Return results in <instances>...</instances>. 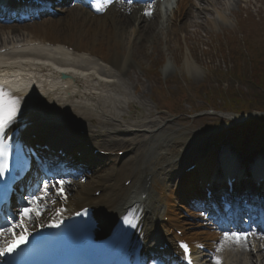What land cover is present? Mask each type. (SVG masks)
<instances>
[{"label": "bare ground", "instance_id": "obj_1", "mask_svg": "<svg viewBox=\"0 0 264 264\" xmlns=\"http://www.w3.org/2000/svg\"><path fill=\"white\" fill-rule=\"evenodd\" d=\"M69 3L70 7L62 12L63 18H47L41 23H34L47 30V38L34 35L31 24H10L0 18V50L23 45L22 50L2 56L7 62L0 63V85L6 89L13 86L22 92L15 96L28 100V104L22 106L23 122H38L39 126L35 129L47 131L48 128L71 124L74 130L88 129L85 142L96 141L104 147L123 151L134 146L136 150L125 162H121L117 173V168L111 166L100 174L88 171L75 181L73 178L65 181L61 177L65 181L63 197L51 192L50 187L42 215L36 223L49 228L64 212L98 206L101 211H110L107 217H101L102 226L109 236L111 227L118 223L128 208L139 207L142 210L141 233L144 236L151 235L155 225L159 224L161 231L172 239H175L173 231L176 228L186 229L189 239L218 238V235L206 230L189 231L191 223L187 215L179 212L180 209L191 211L188 206L181 205L186 202V196L174 194L167 184L170 181V185L178 176L175 161L183 153L176 150L172 126H162V122L156 120L157 116L151 112L146 119L145 115L133 114L145 93L136 79L138 76L132 63L142 67L139 58L146 56V40L153 44L164 41L166 47L170 48L178 34L191 27L193 20L207 18L211 23L212 16H208L215 14L223 5L222 0H178L175 5L169 0H158L151 5L148 16H144L147 12L145 8L119 0L104 2V13L100 16L93 14L89 6L81 8L72 1ZM209 6L217 9L209 10ZM216 15L214 18L222 26L226 19L219 11H216ZM57 27L59 30L54 29ZM64 74L71 77L73 82L63 81ZM123 125L128 128L123 129ZM23 126L24 123H21L13 125V128L17 130ZM168 131H172V134H168ZM98 135L102 136L101 139L97 138ZM58 136L50 133L44 138L53 141ZM68 139L60 137L58 140L65 142ZM127 141L132 145L126 147ZM151 152L155 155L149 156L152 163L146 166L144 157L151 155ZM202 154L207 158L193 163L198 166L196 174L187 176L185 173V178L192 179L187 181L189 186L197 185L201 178L211 182L212 169L218 160L217 152L210 151L207 145L205 152L199 156ZM185 159L189 160L190 157ZM233 161L232 169L237 166L244 168L243 165L249 162L258 163L240 158ZM180 173L183 176V171ZM207 175L208 178H203ZM130 180L133 182L131 189L124 190L123 186ZM98 191L104 194L94 198ZM164 193L165 201L162 200ZM189 194L190 197L193 193ZM58 199L64 202L59 203ZM162 215L168 216L171 222L159 223ZM201 222L203 224L204 220L201 219ZM34 224L29 228H32V232H38ZM222 248L223 253L217 257L220 264H264V240L261 238L248 236L247 247L225 242ZM204 262L203 258L199 263L207 264Z\"/></svg>", "mask_w": 264, "mask_h": 264}, {"label": "rangeland", "instance_id": "obj_2", "mask_svg": "<svg viewBox=\"0 0 264 264\" xmlns=\"http://www.w3.org/2000/svg\"><path fill=\"white\" fill-rule=\"evenodd\" d=\"M252 1L254 5L248 9H243V3L239 4L237 0H222L223 5L218 10L209 6V10L219 11L227 18L222 26L214 18L217 17L216 11L208 16H212L211 23L207 18L193 20L191 27L179 33L170 48L164 41L153 44L146 40V56L139 58L142 67L132 63L138 76L136 79L145 93L142 101L137 103L139 108L135 116L142 114L146 119L151 112L162 126H172V138L176 139L177 150L181 154L190 147L195 152H205L207 145L213 151L219 142H225L223 139L231 134V128L252 121L260 122V129L252 131L251 136L249 131H243L234 137L236 145L245 149L238 156L248 159L255 154L258 157L264 155V112H256L264 109L263 81L247 78L246 68L247 63L253 64V60L254 70L258 65L257 76L264 75V0ZM61 17L63 15L60 14L55 19ZM32 27L34 35L48 37L46 29L37 24H32ZM54 29L59 30V27ZM260 51L263 57L259 55ZM238 67L243 72L236 75ZM231 93L237 96L234 100L241 99L254 112L241 116L227 114L229 110L224 105L230 101ZM248 100L256 105H249ZM169 102L172 103L169 105ZM171 106H174V111H167ZM174 114L177 115L174 117ZM172 131L167 133L171 135ZM200 154L198 152L197 155ZM193 159L182 161L181 170Z\"/></svg>", "mask_w": 264, "mask_h": 264}, {"label": "snow or ice", "instance_id": "obj_3", "mask_svg": "<svg viewBox=\"0 0 264 264\" xmlns=\"http://www.w3.org/2000/svg\"><path fill=\"white\" fill-rule=\"evenodd\" d=\"M104 2L107 3L110 0H104ZM92 7L97 12L103 11V8L98 4L94 3ZM145 14L150 15V13ZM23 104L24 102L21 97L13 96L11 93L0 89V180H3L5 174L9 171V146L5 143V140L8 139L7 132L9 129H12L13 133H15L16 129L13 128V125H20L23 122L21 112ZM17 164L18 166H22L23 169L29 168L31 164V153H24L22 157L18 158ZM50 183L51 188L55 189V194L63 197L65 181L60 179ZM4 187L6 190L7 185ZM48 190L49 184L45 183L42 190L27 196L25 198L27 201L26 206L20 208L16 213L17 219L12 220L9 218L6 220L4 226L0 227V259H4L5 264H11L7 258L11 257L21 245L27 242L31 234L29 226L38 222L39 217L42 215L43 205L46 199H48ZM57 215H59V212ZM123 224L131 228L137 227L127 216L124 218ZM51 226L58 227L59 225L55 224ZM250 235L254 236L255 234L251 231H224L223 239L218 242L219 246L217 247V251L219 252L221 250L225 242L247 247V239ZM180 247L184 250L186 256L189 255L187 245L181 244ZM215 264H220L218 258Z\"/></svg>", "mask_w": 264, "mask_h": 264}, {"label": "trees", "instance_id": "obj_4", "mask_svg": "<svg viewBox=\"0 0 264 264\" xmlns=\"http://www.w3.org/2000/svg\"><path fill=\"white\" fill-rule=\"evenodd\" d=\"M263 76H264V75H263ZM255 77H256V76H255ZM257 78H258V80L263 81V85H264V77H257ZM258 82H259V81H258ZM231 99H232L233 102L238 103L239 106H242V103L239 102V101L234 100V97H231Z\"/></svg>", "mask_w": 264, "mask_h": 264}]
</instances>
